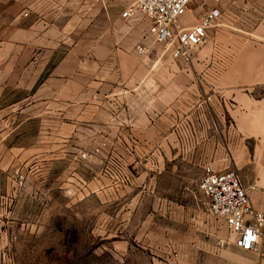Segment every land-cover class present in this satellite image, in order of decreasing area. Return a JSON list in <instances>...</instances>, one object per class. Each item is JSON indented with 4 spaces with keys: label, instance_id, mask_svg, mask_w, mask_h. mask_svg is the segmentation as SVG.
<instances>
[{
    "label": "crops",
    "instance_id": "obj_1",
    "mask_svg": "<svg viewBox=\"0 0 264 264\" xmlns=\"http://www.w3.org/2000/svg\"><path fill=\"white\" fill-rule=\"evenodd\" d=\"M132 1L0 0V188L18 164L40 158L42 165L102 140L103 157L121 154L141 184L144 170L174 169L178 159L188 166L194 146L214 138L211 166L256 184L251 201L264 211V0H194L196 16L191 4L183 17L188 25L215 7L222 17L191 64L154 40L147 16L122 15ZM186 185L185 202L194 207L157 201L160 211H193L201 220L167 228L173 263L258 264L256 253L233 243L210 247L207 197Z\"/></svg>",
    "mask_w": 264,
    "mask_h": 264
},
{
    "label": "rangeland",
    "instance_id": "obj_2",
    "mask_svg": "<svg viewBox=\"0 0 264 264\" xmlns=\"http://www.w3.org/2000/svg\"><path fill=\"white\" fill-rule=\"evenodd\" d=\"M195 1L191 5L194 12L189 11L193 17ZM212 36L209 34L200 50L211 44ZM213 48L214 56L208 59L215 58L216 46ZM194 147L191 164L186 166L178 159L174 169L154 174L155 170H144L141 184L134 179L140 176L138 170L127 167L119 153L113 154L123 160L130 180L117 182L106 176V158L101 155L104 162L99 163L95 157L101 156L92 155L86 144L78 153L49 156V162L42 165L40 158L22 167L18 164L10 184L1 179L0 264H174L167 228L177 229L178 224L181 229L185 225L194 228L201 220L193 211L180 216L160 211L157 201L159 196L162 201L179 199L194 207L196 203L185 202L184 192H191L186 183L206 197L199 180L204 167L212 164L216 141L209 138L207 144ZM202 157H207L206 162ZM203 203L209 207L208 200ZM204 222L210 247L214 243L220 248L219 238L228 242L226 247L232 243L233 234L222 220L209 212ZM155 225L166 232H153ZM258 258V264H264ZM225 264L237 263L228 260Z\"/></svg>",
    "mask_w": 264,
    "mask_h": 264
},
{
    "label": "built area",
    "instance_id": "obj_3",
    "mask_svg": "<svg viewBox=\"0 0 264 264\" xmlns=\"http://www.w3.org/2000/svg\"><path fill=\"white\" fill-rule=\"evenodd\" d=\"M194 0H133L125 11L124 17L137 14L147 16L151 25L149 33L154 40L170 50L174 58L191 63L193 55L207 40L209 28L217 25L222 17L220 8L205 12L194 25H188L182 19L187 14ZM137 51L147 54L149 48L138 45ZM108 144L105 140L93 146L94 156L104 155ZM86 158L87 153H82ZM104 174L115 181L128 182L124 162L113 153H107ZM199 188L207 197L209 212L216 219L222 220L233 234L231 242L242 250L256 253L264 259V211L256 208L251 201V192L256 184L246 185L240 173L235 169L216 170L211 165L204 169L199 180ZM228 243L218 239L223 247Z\"/></svg>",
    "mask_w": 264,
    "mask_h": 264
}]
</instances>
